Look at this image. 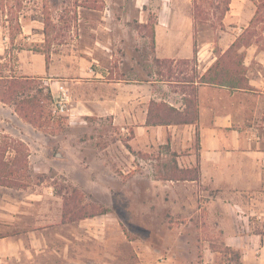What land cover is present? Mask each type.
<instances>
[{
  "label": "rangeland",
  "instance_id": "374dc122",
  "mask_svg": "<svg viewBox=\"0 0 264 264\" xmlns=\"http://www.w3.org/2000/svg\"><path fill=\"white\" fill-rule=\"evenodd\" d=\"M163 1L0 0V75L28 71L35 85L42 82L53 94L63 84L70 96L64 114L51 104L52 126L44 130L9 109L0 115L1 136L20 139L22 132L30 144L20 139L29 148L28 168L18 175L26 184L21 188L51 185L59 195L76 187L86 203L108 209L88 218V238L84 222L73 220L77 264L229 263L233 255L225 256L227 243L200 189L166 179L186 152L172 148L168 130L160 136L108 114L120 107L116 81H169L157 83L156 94L179 103L191 92L176 79L191 74L193 63L180 60L172 72L170 61L152 59V26ZM166 1L191 14L196 46L213 48L217 56L250 27L260 7L232 55L254 83L250 90L264 92V0ZM258 118L264 135V115ZM13 155L10 149L6 157ZM43 262L65 264L47 257Z\"/></svg>",
  "mask_w": 264,
  "mask_h": 264
},
{
  "label": "crops",
  "instance_id": "0c3cea01",
  "mask_svg": "<svg viewBox=\"0 0 264 264\" xmlns=\"http://www.w3.org/2000/svg\"><path fill=\"white\" fill-rule=\"evenodd\" d=\"M157 19L152 59L170 60L177 65L180 60L196 57L200 74L215 63L218 56L213 48L200 43L195 46L191 14L175 10L165 0ZM227 49L222 48L221 54ZM20 74L31 75L28 71ZM160 82L169 81L150 76L148 80L136 78L130 83L116 81L120 107L110 103L115 107L108 114H115L119 121L123 118L138 124L137 129L154 130L160 136L168 130L172 148L179 153L186 151L178 157L180 168H199L197 179L177 182L181 181L184 188H198L207 197L210 216L217 220L224 241L240 251L245 264H264V135L258 133V122H262L258 117L264 115V92L197 84L196 123L149 126L152 100H164L180 110L185 108L183 100L179 103L156 94V84ZM249 85L254 87L252 80ZM0 105V115L8 109L17 115L10 105L1 101ZM18 136L29 144L22 132ZM52 188L43 185L30 190L0 185V264H45V257L77 264L75 222L63 219L64 200ZM80 221L84 222V235L88 238V218Z\"/></svg>",
  "mask_w": 264,
  "mask_h": 264
},
{
  "label": "trees",
  "instance_id": "16d2710c",
  "mask_svg": "<svg viewBox=\"0 0 264 264\" xmlns=\"http://www.w3.org/2000/svg\"><path fill=\"white\" fill-rule=\"evenodd\" d=\"M229 3V2H228ZM196 4V2H194ZM228 7V5H227ZM228 9V8H226ZM260 7L255 14V17L250 23V27L246 28L242 34L230 45V47L220 56L208 70L200 74L196 69V57L192 60H185L187 65L193 63L192 73L184 77L177 78L178 83L188 85L190 93H185L183 102L185 104L184 110L165 102L152 100L148 110L147 125H172V124H193L199 119L198 107V87L197 84H213L219 86H227L232 89H253L249 85L247 76L242 69L237 66L234 55L232 52L238 44L245 37V33L249 31L253 22L259 17ZM146 26L148 23H145ZM155 24L152 26V48L155 47ZM249 45L250 43H243ZM196 46V43H195ZM49 56L46 54V64L48 63ZM158 62L160 59H156ZM162 61V60H161ZM170 60H168L169 62ZM236 64V65H235ZM242 64V63H241ZM174 63L170 61L168 66L169 70L173 72ZM36 79L31 76H15V75H0V101L4 104L14 107V111L24 121L30 123L35 128L44 130L52 126V110L51 104L53 103V94L48 85H43L42 82L35 85ZM246 82V83H245ZM32 90H36L32 93ZM47 91V93H45ZM4 141L0 138V185L9 187H25L26 184L18 178L28 168L29 148L28 145L12 136L3 135ZM12 149L14 155L7 158V152ZM174 175L166 177L168 180H184V179H197L199 176V168L193 169L180 168L178 165L174 166ZM64 200L63 219L73 221L77 219H85L97 215H102L108 212L107 208H98L95 204L86 203L79 190L73 187L72 192H57ZM89 210H92L89 212ZM225 256L228 258L229 253H232V258L228 262L219 261L210 264H245L239 251L225 244ZM200 264H204L201 262Z\"/></svg>",
  "mask_w": 264,
  "mask_h": 264
},
{
  "label": "built area",
  "instance_id": "2783aa9c",
  "mask_svg": "<svg viewBox=\"0 0 264 264\" xmlns=\"http://www.w3.org/2000/svg\"><path fill=\"white\" fill-rule=\"evenodd\" d=\"M69 101L70 96L67 87L63 84L59 85L56 92L53 93V105L55 110L61 114H64L68 110Z\"/></svg>",
  "mask_w": 264,
  "mask_h": 264
},
{
  "label": "water",
  "instance_id": "95a60500",
  "mask_svg": "<svg viewBox=\"0 0 264 264\" xmlns=\"http://www.w3.org/2000/svg\"><path fill=\"white\" fill-rule=\"evenodd\" d=\"M59 155H61V154H59Z\"/></svg>",
  "mask_w": 264,
  "mask_h": 264
}]
</instances>
